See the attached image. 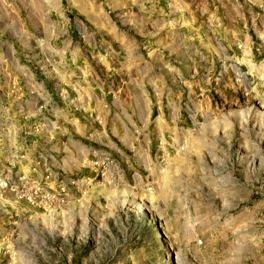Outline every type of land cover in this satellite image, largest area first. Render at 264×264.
Segmentation results:
<instances>
[{
	"label": "rangeland",
	"instance_id": "1",
	"mask_svg": "<svg viewBox=\"0 0 264 264\" xmlns=\"http://www.w3.org/2000/svg\"><path fill=\"white\" fill-rule=\"evenodd\" d=\"M255 45L264 0H0V264H264Z\"/></svg>",
	"mask_w": 264,
	"mask_h": 264
},
{
	"label": "built area",
	"instance_id": "2",
	"mask_svg": "<svg viewBox=\"0 0 264 264\" xmlns=\"http://www.w3.org/2000/svg\"><path fill=\"white\" fill-rule=\"evenodd\" d=\"M237 49L242 51V45L238 44ZM251 53L254 58L253 62H248L249 59H247L248 61L243 63L234 64L232 69L233 83L241 95L246 98L252 92H259L261 89L264 91V45L253 46ZM105 164H110L108 159Z\"/></svg>",
	"mask_w": 264,
	"mask_h": 264
}]
</instances>
